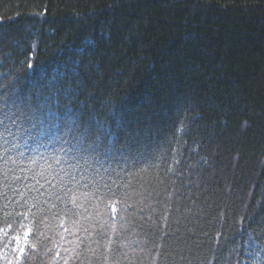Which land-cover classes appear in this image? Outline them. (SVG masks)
I'll use <instances>...</instances> for the list:
<instances>
[{
    "label": "trees",
    "instance_id": "1",
    "mask_svg": "<svg viewBox=\"0 0 264 264\" xmlns=\"http://www.w3.org/2000/svg\"><path fill=\"white\" fill-rule=\"evenodd\" d=\"M0 109V264H264V0H0Z\"/></svg>",
    "mask_w": 264,
    "mask_h": 264
},
{
    "label": "snow or ice",
    "instance_id": "2",
    "mask_svg": "<svg viewBox=\"0 0 264 264\" xmlns=\"http://www.w3.org/2000/svg\"><path fill=\"white\" fill-rule=\"evenodd\" d=\"M24 118L25 117L22 113L17 114L11 110L4 111L3 109H0V139H4L6 142L7 136L13 134L11 125H15L18 130L23 129L24 131H27L28 129L23 127ZM68 132L71 135L72 130L69 129ZM20 251L23 252V249Z\"/></svg>",
    "mask_w": 264,
    "mask_h": 264
}]
</instances>
